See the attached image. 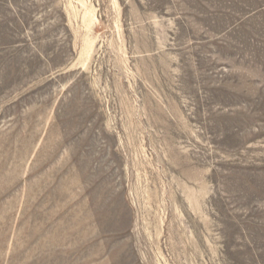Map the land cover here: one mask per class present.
Here are the masks:
<instances>
[{"label": "rangeland", "instance_id": "rangeland-1", "mask_svg": "<svg viewBox=\"0 0 264 264\" xmlns=\"http://www.w3.org/2000/svg\"><path fill=\"white\" fill-rule=\"evenodd\" d=\"M0 264H264V0H0Z\"/></svg>", "mask_w": 264, "mask_h": 264}]
</instances>
